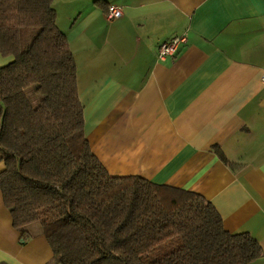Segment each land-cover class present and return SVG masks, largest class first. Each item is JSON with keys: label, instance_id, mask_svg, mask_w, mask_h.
<instances>
[{"label": "crops", "instance_id": "1", "mask_svg": "<svg viewBox=\"0 0 264 264\" xmlns=\"http://www.w3.org/2000/svg\"><path fill=\"white\" fill-rule=\"evenodd\" d=\"M111 4L121 17H107ZM54 6L77 63L87 139L108 172L203 195L226 230L260 242L250 264H264V0ZM182 35L159 58L161 43ZM7 61L0 53V67ZM52 258L44 235L23 239L0 192V262Z\"/></svg>", "mask_w": 264, "mask_h": 264}, {"label": "trees", "instance_id": "2", "mask_svg": "<svg viewBox=\"0 0 264 264\" xmlns=\"http://www.w3.org/2000/svg\"><path fill=\"white\" fill-rule=\"evenodd\" d=\"M0 53V192L23 239L45 236L48 264H250L263 255L251 234L226 230L203 195L108 172L87 139L54 0H0Z\"/></svg>", "mask_w": 264, "mask_h": 264}, {"label": "built area", "instance_id": "3", "mask_svg": "<svg viewBox=\"0 0 264 264\" xmlns=\"http://www.w3.org/2000/svg\"><path fill=\"white\" fill-rule=\"evenodd\" d=\"M123 9L121 7H118L116 5H109L107 8V17L110 20L119 18L123 15ZM186 36L182 35V36H178L175 38H172L170 40L164 41L163 43H161V45L159 46V51H158V56L161 59L166 58L167 56H173L179 46L182 43L186 42ZM262 81L264 83V76L262 77Z\"/></svg>", "mask_w": 264, "mask_h": 264}]
</instances>
